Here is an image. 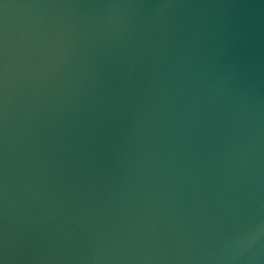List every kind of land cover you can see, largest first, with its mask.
<instances>
[{
    "label": "water",
    "instance_id": "water-1",
    "mask_svg": "<svg viewBox=\"0 0 264 264\" xmlns=\"http://www.w3.org/2000/svg\"><path fill=\"white\" fill-rule=\"evenodd\" d=\"M0 264H264V0H0Z\"/></svg>",
    "mask_w": 264,
    "mask_h": 264
}]
</instances>
